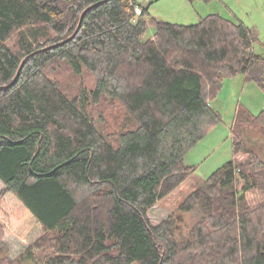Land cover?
I'll return each instance as SVG.
<instances>
[{"label":"trees","instance_id":"obj_1","mask_svg":"<svg viewBox=\"0 0 264 264\" xmlns=\"http://www.w3.org/2000/svg\"><path fill=\"white\" fill-rule=\"evenodd\" d=\"M103 1L0 0V218L17 233L0 222V264L45 249V264H264V111L239 107L232 159L181 208L199 217L187 235L149 218L221 122L211 103L224 81L243 75L264 92L257 32L217 14L150 20L144 8L134 22L130 0L80 26ZM103 105L123 110L117 133Z\"/></svg>","mask_w":264,"mask_h":264},{"label":"rangeland","instance_id":"obj_2","mask_svg":"<svg viewBox=\"0 0 264 264\" xmlns=\"http://www.w3.org/2000/svg\"><path fill=\"white\" fill-rule=\"evenodd\" d=\"M142 7L148 9L150 20L157 19L172 24H198L202 19L214 14L239 22L247 29L257 32L259 40L254 44V52L264 57V0H142ZM153 32L154 28L149 26V37ZM63 74L66 79V72ZM211 105L220 114L221 122L187 154L185 164L194 167L193 172L179 189L159 201L149 213L154 226L172 217L177 225L178 238L187 235L199 218L197 213L183 211L182 206L218 168L232 159L231 129L237 107H245L252 114L259 115L264 111V92L254 82H247L243 75H239L224 81L218 97ZM119 108L103 105L98 109L97 112L102 113L109 127L106 131L117 133L120 130L124 115L120 113L123 110H118ZM3 190L4 185L0 181V193ZM260 200L259 193L249 196L251 206H256ZM0 222L8 228L12 236H17L12 225V222H15L13 219L6 220L2 217ZM50 254L48 249L35 251L25 259L22 256L21 261L23 264H45Z\"/></svg>","mask_w":264,"mask_h":264},{"label":"built area","instance_id":"obj_3","mask_svg":"<svg viewBox=\"0 0 264 264\" xmlns=\"http://www.w3.org/2000/svg\"><path fill=\"white\" fill-rule=\"evenodd\" d=\"M129 3L134 14L133 21L136 22L138 17L143 14L142 0H130Z\"/></svg>","mask_w":264,"mask_h":264},{"label":"water","instance_id":"obj_4","mask_svg":"<svg viewBox=\"0 0 264 264\" xmlns=\"http://www.w3.org/2000/svg\"><path fill=\"white\" fill-rule=\"evenodd\" d=\"M108 1H110V0H105V1H103V2H101V3H99V4H97V5H94V6L90 7V8H88V9L84 12V14H83V16H82V18H81L80 26H81L82 21H83V19H84L85 15L87 14L88 11H90V10L93 9L94 7H96V6H98V5L102 4V3L108 2ZM80 26H79V28H80ZM78 30H79V29H78ZM78 30H77V32H78ZM77 32H76V33H77ZM23 66H24V63L22 64L20 71L22 70ZM18 75H19V74H18Z\"/></svg>","mask_w":264,"mask_h":264},{"label":"crops","instance_id":"obj_5","mask_svg":"<svg viewBox=\"0 0 264 264\" xmlns=\"http://www.w3.org/2000/svg\"><path fill=\"white\" fill-rule=\"evenodd\" d=\"M238 109H239V107H237V109H236V113H237ZM234 120H235V118H234ZM233 122H234V121H233ZM232 127H233V124H232Z\"/></svg>","mask_w":264,"mask_h":264}]
</instances>
